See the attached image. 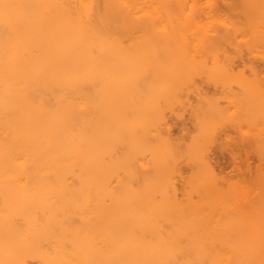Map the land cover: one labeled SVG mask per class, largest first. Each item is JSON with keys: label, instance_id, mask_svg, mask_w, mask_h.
I'll return each mask as SVG.
<instances>
[{"label": "bare ground", "instance_id": "bare-ground-1", "mask_svg": "<svg viewBox=\"0 0 264 264\" xmlns=\"http://www.w3.org/2000/svg\"><path fill=\"white\" fill-rule=\"evenodd\" d=\"M260 60L264 0H0V264H264Z\"/></svg>", "mask_w": 264, "mask_h": 264}, {"label": "rangeland", "instance_id": "rangeland-1", "mask_svg": "<svg viewBox=\"0 0 264 264\" xmlns=\"http://www.w3.org/2000/svg\"><path fill=\"white\" fill-rule=\"evenodd\" d=\"M225 9L227 10L226 7H225ZM243 58H244V62H243ZM243 58H241L240 56H238V58H236V62L234 63V65H236V66H234L235 69H233V70H234V72H235V70H237L238 72H239V70H241V72L247 71L245 73V75L250 76L252 73L251 69H249V67H248V65L250 63L248 62L249 64L246 65L247 64V63H245V60L247 61L246 55ZM261 61L262 60H260L257 63L259 65H263L264 62H261ZM261 63H263V64H261ZM235 73H237V72H235ZM248 74H250V75H248ZM262 74H263V76L261 74H260V76L264 78V72H262ZM196 79L202 84L201 85L202 91L207 92L209 94V96H210V94L212 96H215V97H216L215 94H217V96H218V94L223 96L224 92L222 93V91H221V89L223 90V87L222 88L220 86L218 87L219 84L214 86V85H212L213 83L211 84V82L206 83L205 79H203L199 76ZM202 80L205 82H203ZM219 92H221V93H219ZM193 97L195 98L194 100H196V98H197L196 96L192 95L191 96L192 99L190 98V100H192V103L194 102ZM217 98H219V97H217ZM220 98L222 99L221 96H220ZM221 101L225 102V100H223V99ZM190 120H191L190 112L188 110L185 111L183 114H181L179 116V118H176V119L174 118L172 120V122H173L172 131H173L174 136L178 137V136H182L186 133H189V129H190V132H191V130L193 131L194 124ZM226 129H224V130H226L227 132L224 133V130L221 131V135H220V137H218L217 142H215L211 146V151H212L211 154L213 155V161L216 163L218 169L221 170V173L223 175H225L226 177H228L232 180H238L243 175L249 176L251 174V172L254 171L256 166H259L261 164V161H260V159H258V156L256 153H254L252 150H250V149H248L242 145V143H243L241 141L242 137L240 136L238 130L231 128V127L226 128ZM238 140H239V142H238ZM213 146H214V148H213ZM233 155H235V157Z\"/></svg>", "mask_w": 264, "mask_h": 264}]
</instances>
